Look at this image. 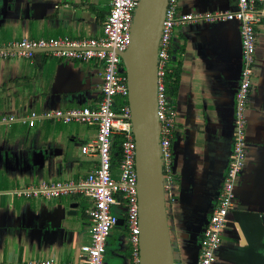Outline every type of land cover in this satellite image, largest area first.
<instances>
[{
  "label": "crops",
  "instance_id": "crops-1",
  "mask_svg": "<svg viewBox=\"0 0 264 264\" xmlns=\"http://www.w3.org/2000/svg\"><path fill=\"white\" fill-rule=\"evenodd\" d=\"M236 4L237 0H182V11H231ZM260 9L264 12V0ZM109 12L108 0H0V264H77L81 248L91 242L92 203L87 198L20 192L86 178L99 162L84 155L82 146L96 139V127L87 125L85 130L69 127L77 122L23 119L33 112L97 106L104 71L97 60L58 58L39 51L32 58L5 53L23 39H101ZM257 32L246 110L247 160L235 187V208L222 235L217 264H264V15ZM177 33L172 47L182 52L174 103L177 203L169 226L174 227L178 245L188 248L186 261L194 264L233 149L243 50L240 24L235 21L189 24ZM121 228L116 226L110 236L119 230L115 264H132Z\"/></svg>",
  "mask_w": 264,
  "mask_h": 264
},
{
  "label": "built area",
  "instance_id": "built-area-1",
  "mask_svg": "<svg viewBox=\"0 0 264 264\" xmlns=\"http://www.w3.org/2000/svg\"><path fill=\"white\" fill-rule=\"evenodd\" d=\"M110 12L104 23L101 39L75 42L68 38L23 39L11 45L8 55L34 57L39 50H49L58 58L90 61L103 65L101 99L97 106L72 110H46L33 112L23 121L54 120L69 124L77 122L96 127L95 140L82 146V153L98 158V167L77 182L52 183L40 189L23 190V195L47 197L80 195L92 204L88 215L92 221L91 242L81 248L77 264H105L108 240L121 218L128 229L132 264H141L140 226L138 203V175L136 167L137 145L133 132L132 111L128 102L129 89L125 66L120 54L131 43V29L140 0H108ZM261 0H237L234 10L200 13H184L182 0H169L163 23L156 70V117L159 146L164 173L167 210L170 213L176 201V171L174 138L177 131L178 110L170 100L165 86L175 33L181 27L201 22L219 23L235 21L240 24L243 64L240 84L236 92L234 143L219 192L218 205L213 209L202 229L197 261L194 264H217L222 246V235L230 213L234 210L235 187L247 160L246 110L251 97L258 42L257 28L264 12ZM121 136L120 161L114 166L113 138ZM117 170L118 174L115 173ZM40 264H57L45 261ZM175 264H190L182 258Z\"/></svg>",
  "mask_w": 264,
  "mask_h": 264
},
{
  "label": "water",
  "instance_id": "water-1",
  "mask_svg": "<svg viewBox=\"0 0 264 264\" xmlns=\"http://www.w3.org/2000/svg\"><path fill=\"white\" fill-rule=\"evenodd\" d=\"M169 0H140L131 43L120 54L137 145L141 264H175L156 117V70ZM39 52H50L39 50ZM117 227H125L123 218Z\"/></svg>",
  "mask_w": 264,
  "mask_h": 264
},
{
  "label": "trees",
  "instance_id": "trees-1",
  "mask_svg": "<svg viewBox=\"0 0 264 264\" xmlns=\"http://www.w3.org/2000/svg\"><path fill=\"white\" fill-rule=\"evenodd\" d=\"M181 54H182L181 50H171L170 64L165 78L166 92L173 103H175V98L178 94L180 81H181V73H182V58L180 57ZM121 141H122L121 136L117 135L113 138V156L115 160L114 166H117L118 162L120 161L119 145ZM124 228L125 227L121 229ZM124 231H125V235H128V229L126 228L124 229Z\"/></svg>",
  "mask_w": 264,
  "mask_h": 264
},
{
  "label": "rangeland",
  "instance_id": "rangeland-1",
  "mask_svg": "<svg viewBox=\"0 0 264 264\" xmlns=\"http://www.w3.org/2000/svg\"><path fill=\"white\" fill-rule=\"evenodd\" d=\"M178 33L176 32L175 33V36H174V40H173V45H174V42H175V38H178L179 36H177ZM175 50V49H173ZM69 127H73V128H82V129H89L87 127V125H84V124H77V123H73L71 125H69ZM91 142V141H90ZM170 212V210L168 209V213ZM170 219V218H169ZM170 223H171V220H170ZM127 226H125L124 229H126ZM123 229V233L125 235V231ZM171 237H172V244H173V251H174V257L175 259H178V258H182L183 260H188V248L186 249L185 248V244L184 243H179L178 245V242L175 238V234H174V227L173 225L171 224ZM114 235L115 237L114 238H109L110 240H108V242H110V245L108 246L107 248V253H106V263L107 264H115V261H116V248L118 249L119 246H120V234H119V230H116L114 231ZM127 235H125V238H126ZM117 237L119 239V241L117 240ZM115 238H116V241H115Z\"/></svg>",
  "mask_w": 264,
  "mask_h": 264
}]
</instances>
